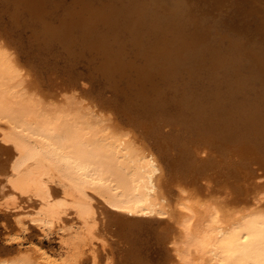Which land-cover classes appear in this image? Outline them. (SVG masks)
Masks as SVG:
<instances>
[{"label":"bare ground","instance_id":"1","mask_svg":"<svg viewBox=\"0 0 264 264\" xmlns=\"http://www.w3.org/2000/svg\"><path fill=\"white\" fill-rule=\"evenodd\" d=\"M224 1L0 0V264H173L193 204L236 253L182 264H264V5Z\"/></svg>","mask_w":264,"mask_h":264},{"label":"rangeland","instance_id":"2","mask_svg":"<svg viewBox=\"0 0 264 264\" xmlns=\"http://www.w3.org/2000/svg\"><path fill=\"white\" fill-rule=\"evenodd\" d=\"M235 0H225L224 1V5L221 7V9H225L226 10L230 9V5L231 3H233ZM263 5H264V0H261ZM221 9H217L216 12L217 14L220 12ZM179 13H183V11H179ZM238 39H241V36L238 37ZM163 129H169L170 131H175L178 132V128H176L175 126L172 125H166V126H162ZM195 206H189V207H185L183 209V205H180L179 208L181 207V214L178 218V228H179V232H180V243L178 246V249H176L175 251V255H176V260L173 261V264H182V259L179 258L178 253L180 250H182L183 245L185 244L184 241L185 240V236L186 233L188 231L192 232L194 234V236H199V244L198 246H193L192 250L188 249L189 252H195L196 250H198V247H202L203 245H207L209 242L213 241L215 244L209 246V244L207 245L208 247H212V251L214 253H216V255L218 257H225V255L227 253H236V249L232 248L230 249L229 246H233V244H235L234 242H232L231 240H228L229 235L232 231H234V229L237 228V225L239 223L238 221H235L233 218V216L231 217H226L223 216L221 214H219L218 212L207 208L206 206L200 205V204H193ZM106 207L108 208V210H110L112 213H117V214H121L124 216L125 213H132L134 216H141L143 214V212L138 211V212H133L130 211V208H121L117 205H106ZM189 209L188 212H186V209ZM118 211H121L123 213H119ZM186 212V213H185ZM190 215V219L187 221H184L185 223L182 224V221L185 220L187 218V216ZM134 218V217H132ZM223 220V222H220V220ZM0 233V262H5V261H14L15 259H13L16 253H17V248L18 245H14V244H7L5 243L4 240V236ZM234 238V237H233ZM232 238V239H233ZM244 239L243 236H238L236 238V242H241ZM5 244H7L5 246ZM44 247L48 246L46 243L43 244ZM5 246V247H4ZM24 246L27 247H31L29 240H24ZM227 246V248L223 251V247ZM9 247V248H8ZM12 248V249H10ZM15 248V249H14ZM22 248V247H21ZM3 249V250H2ZM24 249V247H23ZM223 251L222 254H217L218 252ZM13 252V253H12ZM8 253V254H6ZM5 257H4V256ZM14 256V257H13ZM196 258L193 259V261H191L192 264H194L195 262L198 261V255L195 256ZM6 258V259H5ZM222 259V258H221ZM225 261L227 262L226 258H223V260H219V262H221L222 264L225 263Z\"/></svg>","mask_w":264,"mask_h":264},{"label":"flooded vegetation","instance_id":"3","mask_svg":"<svg viewBox=\"0 0 264 264\" xmlns=\"http://www.w3.org/2000/svg\"><path fill=\"white\" fill-rule=\"evenodd\" d=\"M115 205H117V204H115ZM117 206H119V207H121V208H124V207H122V206H120V205H117ZM130 211L138 212V210H132V209H130ZM118 212H119V213H123V212H121V211H118ZM125 215H127V216L130 217V218H132V217H134V218H135V217H140V216H134L132 213H129V212H128V213H125ZM190 218H191L190 215H188L187 218H186L184 221H187V220H189ZM184 223H185V222H184ZM184 223H183V224H184ZM190 233L194 236V234H193L192 232H190ZM188 249H189V247L186 246V250H185L184 254H185V255H189V257L191 258V257H192V256H191L192 254L188 251ZM183 256H184V255H183ZM188 260H189V259H186V260H185V263L188 262ZM185 263H184V264H185ZM189 263H191V261H190ZM189 263H188V264H189ZM186 264H187V263H186Z\"/></svg>","mask_w":264,"mask_h":264}]
</instances>
